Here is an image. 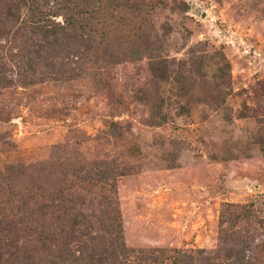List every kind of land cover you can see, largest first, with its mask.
<instances>
[{
	"label": "rangeland",
	"instance_id": "obj_1",
	"mask_svg": "<svg viewBox=\"0 0 264 264\" xmlns=\"http://www.w3.org/2000/svg\"><path fill=\"white\" fill-rule=\"evenodd\" d=\"M79 2L89 6L79 27L92 28L91 61L73 70L60 51L47 55L56 80L0 87V238L31 257L14 264L54 261L33 242L53 220L22 212L58 188L81 195L87 220L113 195L134 253L125 264H143V250H215L220 219L236 215L228 205L254 204L242 233L264 222V0ZM145 42L175 70L202 54L197 84L185 93L153 79ZM102 172L111 179L95 182ZM258 231L252 263L264 264V223Z\"/></svg>",
	"mask_w": 264,
	"mask_h": 264
},
{
	"label": "trees",
	"instance_id": "obj_2",
	"mask_svg": "<svg viewBox=\"0 0 264 264\" xmlns=\"http://www.w3.org/2000/svg\"><path fill=\"white\" fill-rule=\"evenodd\" d=\"M97 3L95 2V5ZM88 7L79 0H0V87L13 84L27 87L43 82L48 77H54L52 79L56 80L57 69L51 57L47 55L58 54L60 51L62 59L69 57H71L70 61L75 59L73 70L89 63L95 53L92 28L86 26L87 30H84V27H79L85 15L90 14ZM59 17L63 19L62 22L55 21ZM88 27L91 29L88 30ZM5 44L11 45L10 52L14 51L7 57L5 53L2 54ZM142 52L150 59V74L153 79L160 82L171 80L185 93L189 89L183 84L195 85L196 80L201 77L202 54L191 52V60L188 63L178 62L179 68L175 70L170 68L169 59L161 55L159 49L154 48L150 43L145 42ZM224 61L225 75L229 77V64ZM197 62L199 64L196 66ZM13 74L16 78H12ZM217 78L214 76L213 80ZM216 88L217 85L214 84L212 91L215 92ZM182 95L184 93H181ZM204 96L203 101H206L213 95ZM178 109L180 113L187 112L184 106H179ZM96 176L94 180L97 183L111 179L104 172ZM67 190L58 188L51 193L48 191L44 196L46 197L43 201L44 205L38 206L32 212L24 209L22 212L23 218L30 222H33V218L37 215L42 220L46 216L53 220L50 229L47 227L48 229L34 231L33 242L38 245L37 253L46 254V257L54 259L46 264L128 262L133 256L131 254L134 253L123 243L120 216L112 201L113 195L110 194V201L98 205L96 216L87 220L82 213H77L76 201L81 195L68 194ZM228 207L236 215L231 224H228L227 218L220 219L219 244L215 250L206 252L201 249L197 251L174 249L171 250L172 255L165 254V250H143L139 252L141 257L143 256V264H253L255 251L263 242L258 229L264 222L255 221L250 232L242 233L236 228L238 222L242 218L254 217L251 214L254 204L228 205ZM230 215L232 214H227ZM19 222L24 221L21 219ZM52 228H56V231ZM2 238H7V235L3 234ZM18 241L15 239L14 250H8L11 244L3 242L0 238V264H14L18 259L26 261L31 258L20 257L27 249L18 246L17 243L20 242ZM33 251L34 249H30V252ZM56 254L64 255L56 256Z\"/></svg>",
	"mask_w": 264,
	"mask_h": 264
}]
</instances>
